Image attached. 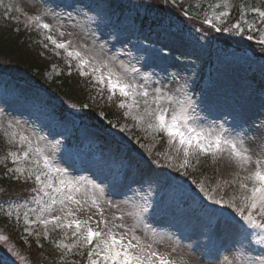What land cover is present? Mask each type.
Instances as JSON below:
<instances>
[{
	"label": "rangeland",
	"instance_id": "rangeland-1",
	"mask_svg": "<svg viewBox=\"0 0 264 264\" xmlns=\"http://www.w3.org/2000/svg\"><path fill=\"white\" fill-rule=\"evenodd\" d=\"M94 1L96 0H73L70 4L55 8L52 0H0V7L22 28H28L23 13L41 14L44 22L53 26L51 32L44 31V38L51 34L58 40H71L73 46L78 49L84 46L90 54H96L97 59L107 60L109 66L114 67L115 70L127 72L126 79L130 82L145 85L150 94L152 89L166 85L164 90L175 95L178 104L186 95L190 96L194 101L187 113L191 126L211 132H220L223 128L227 130L225 134L237 138L246 137L253 157L261 155L260 148L257 147L259 138L256 130L264 123L263 60L230 46L215 48V52L207 54L209 36L201 31L195 21L183 22L176 18L163 19V21L160 19L159 22L154 19L157 22L158 37L153 45H147L148 50L145 51L146 44H140L134 37L132 21L138 12L148 14L157 11L156 2L147 0L142 4L141 0H116L126 9L122 18L125 24L119 28L109 22L105 23L107 19L104 18L103 11L94 6ZM176 1L180 3V0ZM233 1L230 0L232 5ZM259 1L261 0H247L246 4L249 7H258ZM221 3L223 0H219L214 5ZM223 10L213 7L207 12L201 11L199 18L203 19L205 15ZM149 15L153 16V14ZM88 17L93 19L89 20ZM245 19L247 23L241 21L243 29L248 28V24H252L254 14L248 13ZM224 23L219 26H223ZM231 31L240 33L238 29ZM59 32H63L64 36L60 37ZM48 43L52 45L49 41ZM209 57L213 63L212 81L209 86L196 94L192 91V87L203 73V61ZM73 61L77 69V62L74 59ZM121 61L124 65L123 69L119 67ZM4 66L14 73L24 74L15 66L7 64ZM58 73L59 69L52 67L46 76L51 79ZM251 75L255 77L254 80L251 79ZM92 81L96 84L94 80ZM177 88H180L179 92H176ZM162 103L167 104L168 101L164 100ZM140 104V111H143L142 99ZM123 111L125 113L128 109L124 108ZM125 118L129 122L112 127L110 133L122 140L129 148H133L134 154L129 157H123L121 153L115 154L110 149L98 155H93L90 150H83L80 152L82 157L73 159L70 150L62 141L63 137L72 134L71 118L67 116L59 121L43 108L34 109L25 98V94L22 97L12 96L6 99V103L0 102V135L1 140L8 147L13 148V151H23L22 145L10 143L11 130L7 128L9 121L18 120L20 129L30 136L34 146L40 145L45 148L47 154H52L51 149L55 145L54 164L65 168L69 179H95L104 188V195L99 199L104 208V215L110 223L113 222L114 215L123 216L122 220L116 219L114 222L124 223L129 229L134 228L135 234L143 243L152 244L159 252H168L177 260L183 257L188 264H226L225 257H228L231 264H241L245 259L264 257V252L261 250L264 246L259 244L254 245L252 251L238 256L236 249L231 247L233 243L231 231L219 225L215 230L212 229L215 218H210L208 213L222 206L214 205L204 198L197 186L191 190L192 178L183 180V178L179 179V175L176 180L179 185L177 188L193 192L188 196L187 205H180L177 197L170 192L169 184L165 185L164 181L171 173H182L183 170L177 168L182 160V153L177 158V153L172 150L163 134L154 138L152 133L137 126L131 116ZM121 128L124 130L121 131ZM107 130L109 131V128ZM135 131L138 134L132 137L131 133ZM96 132L84 126H80L75 131L85 142L92 139ZM40 137L45 139L41 141ZM141 144L145 147L141 148ZM168 155L173 156V161L167 160ZM187 171L201 173L197 185L203 184L210 194L218 195L223 190L224 195L229 194V197L239 195V186L235 182L237 169L226 153L215 157L190 156V166ZM104 177L109 179L102 183ZM113 177H116L115 182L112 181ZM75 195L77 199H81L83 191ZM108 200L116 204L117 208H110L105 203ZM205 205L209 207L205 208ZM134 206H148V211L139 217L128 215L133 211ZM201 208L203 210H200ZM77 215L81 219H87L88 216H92L94 220L99 219L96 209L87 205ZM35 218L34 214L29 213V219L35 220ZM21 219L24 222V214ZM35 226L41 225L37 222ZM115 231L121 232L123 229H115ZM252 231L258 233L259 229ZM24 234L23 230L22 236ZM0 236L7 237L8 240L7 245L0 241L2 256L5 255L9 245L24 256L21 251L15 249L8 238L7 230L1 224ZM173 248L176 249L175 252L172 251ZM17 264L30 263L25 259L23 262L18 261Z\"/></svg>",
	"mask_w": 264,
	"mask_h": 264
},
{
	"label": "snow or ice",
	"instance_id": "snow-or-ice-1",
	"mask_svg": "<svg viewBox=\"0 0 264 264\" xmlns=\"http://www.w3.org/2000/svg\"><path fill=\"white\" fill-rule=\"evenodd\" d=\"M175 0H173V3ZM214 8H222L223 11L205 15L202 23L208 25L217 32H229L230 28L220 27L230 16V9L233 7L230 0H223V3L213 5ZM20 11V9H17ZM252 13L258 20L255 28L260 33V39L257 43L264 46V5L249 7L241 3L239 6V19L231 24V30H239L243 34L245 29L241 27V21L247 23L245 17ZM26 27L30 28L33 24L37 29H43L51 32L52 25L44 22L41 14L23 13ZM183 15L191 19L187 10ZM14 19H16L14 17ZM92 20L93 17H88ZM253 24H248V30H253ZM198 31V30H197ZM63 37L64 33L59 32ZM248 40H253L254 35L249 34ZM56 50H63L69 63L71 72V62L74 59L80 76H90L97 85H101L115 96L117 93L123 99L119 103L121 109L127 108L125 116H131V119L137 126L153 134L158 138L159 134L166 137L172 150L177 153V158L182 153V160L177 165L178 170H183L184 176L188 175L190 166V156L193 155H211L226 153L230 162L234 164L237 171L235 176L239 186V195H233L225 198L223 190L218 195L210 194L203 184L197 187L203 193L204 198L211 201L214 205H222L219 209H212L208 213L209 217H214L215 222L212 229L217 225L231 231L233 243L231 247L236 249V254L242 255L245 252L253 250V246L259 244L264 246V123L256 130L259 138L261 155L253 157L252 150L248 146L247 138H237L230 134H225L227 130L221 129L220 132L205 131L203 128H196L189 124L188 111L194 101L190 96H185L181 102H177L175 95H171L164 90L167 86L156 87L152 89L151 94L145 85H137L130 82L127 72H120L114 67L109 66L107 60L97 59L96 54H90V51L84 46L76 48L71 40L57 39L49 34L45 37ZM45 48L48 44L44 45ZM147 51V45L144 46ZM59 55V51L56 53ZM115 60V57H113ZM124 68L123 62L119 64ZM133 71H137L133 69ZM182 87V86H181ZM180 88L176 89L179 92ZM140 98L143 100V111H140ZM167 100L164 104L162 101ZM0 102L6 100L0 93ZM7 128L10 132V143L12 145H22L23 151L9 150L7 154L0 159V163L5 165L4 175L14 181L31 182L33 186L29 189L35 193L31 199L35 200L41 206L38 209H29L24 213V243L29 242V236H35L39 244L41 236L50 241V233L59 231L65 239H69L71 233V243H66L64 239L50 241L54 243L59 250V260L61 264H188L183 257L177 260L168 252H159L153 248L152 244L143 243L135 234L134 228L129 229L124 223L116 224V219H123V216H113V222L104 215V208L101 206L99 197H103L104 188L95 179L73 180L68 178L65 168L54 164V153L56 146L51 149L52 154H47L45 148L40 145H33L29 135H26L20 129V121H9ZM124 129L121 128V131ZM18 138V139H17ZM41 141L45 138L40 137ZM59 144V141H57ZM141 148L145 145L141 144ZM11 159L13 167L7 166V161ZM173 156L168 155L167 160L173 161ZM158 163V161H153ZM171 167L172 164L170 163ZM104 177V180H108ZM116 177L112 178L115 182ZM83 191V197L77 199L76 193ZM215 192V189H213ZM47 197V201L45 200ZM11 199V198H10ZM90 202V203H89ZM110 208H117V205L110 200L105 201ZM147 204V202H145ZM59 206L58 208L55 206ZM87 205L96 209L98 220L92 216L87 219H81L77 213ZM150 206V205H149ZM208 208V205L204 206ZM148 211V206H134L130 216H141ZM29 213L35 215V220L29 219ZM7 216H12V205H9ZM19 213L17 212L16 221L19 225ZM39 223L43 227V232L33 231L34 225ZM115 229H123L121 232ZM253 229H259V232H253ZM131 232V235H129ZM0 241L7 245V237L0 236ZM264 252V248L261 249ZM176 251L175 248L172 249ZM10 254V255H9ZM79 256V262L68 260L69 255ZM86 256V259H84ZM25 261V257L15 251L12 246H8L5 255L0 256V264H17ZM226 264H231L228 257H225ZM241 264H264V257L259 259H245Z\"/></svg>",
	"mask_w": 264,
	"mask_h": 264
},
{
	"label": "trees",
	"instance_id": "trees-1",
	"mask_svg": "<svg viewBox=\"0 0 264 264\" xmlns=\"http://www.w3.org/2000/svg\"><path fill=\"white\" fill-rule=\"evenodd\" d=\"M72 1L52 0V3L55 8H59L70 4ZM153 1L156 2L157 11H151L148 14L138 12L133 18L132 31L139 41L153 43L156 40L158 36L156 33L157 22L154 19L159 22L160 19L163 21V19L176 18L179 21L190 22L192 20L182 15L185 8H189L191 14H197L198 11L213 7L219 0H180L177 6L167 0ZM146 2L147 0H141L140 3L144 4ZM246 2L247 0L233 1L231 14L225 24V27L230 28V31L231 24L236 23L239 19L240 4H246ZM262 5H264V0L259 1L258 7ZM94 6L103 11L104 18L107 19L106 22L116 24L118 27L125 24L122 18L126 9L115 0H96ZM149 14H153V16ZM252 22L257 27L258 20L255 15ZM196 25L209 36L207 54L212 51L215 52V48L230 46L240 51L250 52L257 58L264 60L263 46L251 42L227 39L222 34L216 33L201 24L197 23ZM256 27H253L251 32L244 28V32L258 36L259 32L255 31ZM42 33L41 29L34 26L22 28L10 17L5 16L0 8V76L5 77L4 80L0 79V93L3 94L5 100L12 96L22 97L25 94V98L34 109L43 108L45 112L55 115L60 120L66 116L71 117L74 126L73 131L70 136L64 139V142L68 145L79 141L74 132L79 126L83 125L98 130V134L93 140L96 144L95 148L92 145L95 151L98 152L111 147L115 148V151L120 150L124 146H121L119 140L108 134L102 124L106 122L109 125H118L124 120L123 112L118 107L121 97L115 95L110 98V94L106 90L94 88L88 77H82L73 70L70 72L64 52L49 46L45 48L46 43L42 39ZM57 51H59V55L56 54ZM5 64L15 66L24 74L14 73L7 69V66H4ZM52 65L59 67L60 74L49 80L45 76V72ZM203 67L204 70H211L213 67L211 58L203 62ZM206 77L207 75L203 74L201 81ZM251 79L254 80L255 77L251 75ZM22 85L28 86L29 89H24ZM9 150L13 151V148L8 147L0 137V159ZM6 163L8 167L13 165L11 159ZM5 171V165L0 163V224L7 230L9 240L13 243L15 249L23 253L26 261L30 264H61L59 260L60 252L54 243L50 241L64 239L66 243H71L70 234H68L69 239H65L59 231L51 232L50 241L43 239L41 236L39 244H37L35 236H30L28 238L29 242L25 244L20 237L19 225L14 222V217L17 216V212L20 215L23 211L38 209L41 205L31 199L32 196H35V193L29 191L33 186L31 182L14 181L4 175ZM194 179L193 185L197 181L195 177ZM47 199L45 197L46 201ZM9 205H12L11 218L7 216ZM34 231L42 233L43 228L37 227ZM84 259H86V256ZM68 260L79 262L81 257L70 254Z\"/></svg>",
	"mask_w": 264,
	"mask_h": 264
},
{
	"label": "bare ground",
	"instance_id": "bare-ground-1",
	"mask_svg": "<svg viewBox=\"0 0 264 264\" xmlns=\"http://www.w3.org/2000/svg\"><path fill=\"white\" fill-rule=\"evenodd\" d=\"M248 139V138H247Z\"/></svg>",
	"mask_w": 264,
	"mask_h": 264
}]
</instances>
